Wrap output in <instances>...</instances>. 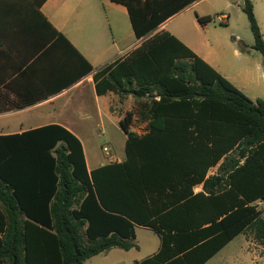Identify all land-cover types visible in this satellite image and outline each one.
Returning <instances> with one entry per match:
<instances>
[{
  "label": "trees",
  "instance_id": "1",
  "mask_svg": "<svg viewBox=\"0 0 264 264\" xmlns=\"http://www.w3.org/2000/svg\"><path fill=\"white\" fill-rule=\"evenodd\" d=\"M111 1L127 8L141 40L93 77L98 96L134 99L120 122L126 158L89 172L80 139L56 124L0 135V264H85L114 248H136V225L151 229L161 246L134 264H206L244 233L264 247V101H252L159 31L199 0ZM243 12L264 65L252 0ZM197 19L205 26L214 17ZM237 47L248 51L243 42ZM136 115L148 121L144 136L131 130ZM180 162L186 176L200 178L155 177L177 173Z\"/></svg>",
  "mask_w": 264,
  "mask_h": 264
},
{
  "label": "crops",
  "instance_id": "2",
  "mask_svg": "<svg viewBox=\"0 0 264 264\" xmlns=\"http://www.w3.org/2000/svg\"><path fill=\"white\" fill-rule=\"evenodd\" d=\"M203 1L192 3L176 16ZM252 2L264 38V0ZM243 5L244 0H226V5L216 11L227 16L226 22L221 24L229 23L231 15L228 13L235 7L244 13ZM199 13L196 17L212 16L206 11ZM176 16L159 31H168V23ZM192 25L195 35L188 32L187 27L170 33L252 101H264V65L262 56L254 54L258 52L253 49L255 40L247 41L248 51L241 52L237 42L244 43V37L240 33H234L232 42L226 44L210 37L209 23L202 26L194 18ZM140 43L127 8L111 0H0V135L22 134L52 124L61 125L80 139L89 172L123 162L125 159H115L111 155L108 156L110 160L94 157L90 162L78 134L93 144L92 134L97 132L104 136L108 126L122 131L120 122L132 110L134 99L129 97L126 100L130 101V108L116 118L109 96L114 93L98 96L93 77L107 65L124 59ZM227 51L234 57V64L228 61ZM147 126L148 121H141L136 115L131 130L144 136L149 132ZM127 139L125 134V146ZM103 150L110 151L109 147ZM177 165V173H161L155 177L177 181L200 178L194 173L186 176L185 169L180 167L184 164L180 162ZM193 166L195 170L197 166L198 173H201L199 162L194 161ZM218 167H212L207 178L217 175ZM203 189V184L193 188L195 194L203 192ZM180 190H185V186L179 187ZM170 192L166 187V193ZM182 211L184 215L185 210ZM139 228L146 227L136 225V238ZM233 241L206 264L223 253ZM159 242L142 260L159 251ZM245 260V264H257L259 261L247 252Z\"/></svg>",
  "mask_w": 264,
  "mask_h": 264
},
{
  "label": "rangeland",
  "instance_id": "3",
  "mask_svg": "<svg viewBox=\"0 0 264 264\" xmlns=\"http://www.w3.org/2000/svg\"><path fill=\"white\" fill-rule=\"evenodd\" d=\"M226 5V0H204L199 6L193 7L190 11L176 16L167 25L169 32L177 33L179 28H186L188 32L195 35V30L192 25V20L199 11H206L214 16L212 22L209 23L210 37L223 43L232 42L234 33H240L244 37V43L254 41V36L249 28V21L247 16L242 13L237 7L231 9L228 15H231L229 23L221 24L217 20V16L224 14L216 12ZM227 53H229L227 51ZM256 56L261 57L259 52L254 53ZM229 59L234 64V57L229 53ZM111 96V110L115 112V117L124 115L127 108H130V101L123 104L119 101V97L110 93ZM89 99V96H88ZM108 126V125H107ZM119 127V126H118ZM104 136L99 133H94L92 141L93 144L88 143L87 139L83 138L82 134H78L85 144L87 157L90 162L94 157L100 159H108L110 157L115 159H125V134L118 128L109 127ZM104 147H109L110 151L105 152ZM110 160V159H108ZM258 209L263 212L264 216V203L259 205ZM159 237L148 228H139L136 240L133 241L138 248H133L130 251L122 249H112L108 252L97 255L85 262V264H134L136 261H141L147 257L159 245ZM249 253L253 258L259 261L257 264H264V247L260 245L251 233H244L236 237V239L215 259L208 264H245V254ZM251 263V262H250Z\"/></svg>",
  "mask_w": 264,
  "mask_h": 264
},
{
  "label": "built area",
  "instance_id": "4",
  "mask_svg": "<svg viewBox=\"0 0 264 264\" xmlns=\"http://www.w3.org/2000/svg\"><path fill=\"white\" fill-rule=\"evenodd\" d=\"M217 20H218L220 23H225L226 20H227V16H226V15H218V16H217Z\"/></svg>",
  "mask_w": 264,
  "mask_h": 264
}]
</instances>
